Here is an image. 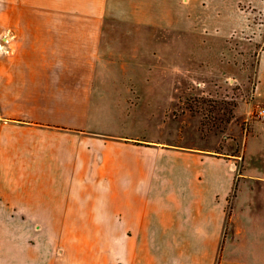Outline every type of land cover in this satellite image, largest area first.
I'll list each match as a JSON object with an SVG mask.
<instances>
[{"label":"crops","instance_id":"crops-1","mask_svg":"<svg viewBox=\"0 0 264 264\" xmlns=\"http://www.w3.org/2000/svg\"><path fill=\"white\" fill-rule=\"evenodd\" d=\"M144 4L0 0V264H264V164L245 162L264 124L237 174L230 151L102 125L130 102L112 87ZM255 90L264 104V50Z\"/></svg>","mask_w":264,"mask_h":264},{"label":"rangeland","instance_id":"rangeland-1","mask_svg":"<svg viewBox=\"0 0 264 264\" xmlns=\"http://www.w3.org/2000/svg\"><path fill=\"white\" fill-rule=\"evenodd\" d=\"M144 1L150 22L139 30L145 41L135 44L145 56L136 51L131 80L112 87L130 102L105 104L111 118L102 125L116 134L230 151L237 174L245 137L264 124L255 90L264 0ZM252 142L248 170L264 164V150Z\"/></svg>","mask_w":264,"mask_h":264},{"label":"built area","instance_id":"built-area-1","mask_svg":"<svg viewBox=\"0 0 264 264\" xmlns=\"http://www.w3.org/2000/svg\"><path fill=\"white\" fill-rule=\"evenodd\" d=\"M258 114L262 117H264V107H261L258 111Z\"/></svg>","mask_w":264,"mask_h":264}]
</instances>
